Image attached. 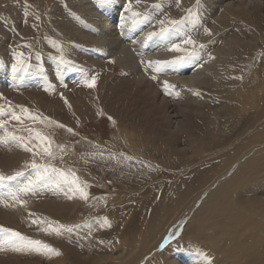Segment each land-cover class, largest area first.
<instances>
[{"label":"rangeland","instance_id":"obj_1","mask_svg":"<svg viewBox=\"0 0 264 264\" xmlns=\"http://www.w3.org/2000/svg\"><path fill=\"white\" fill-rule=\"evenodd\" d=\"M115 1L0 0V95L4 97L3 100L0 99L2 100L0 105L7 107V101H10L13 106L27 107L34 113L38 112L65 125L64 128H59L47 122L45 125H33L31 121L26 120L21 125L16 121H10L7 126L8 131L27 138L29 133L26 129L34 127L37 131L48 135L54 141V145L61 147L56 148L54 160L41 162L51 163L63 170H71L76 173L80 182L89 185L85 189L89 197L87 200L81 198L78 193L73 195L64 186H62L63 190H59L54 185L42 189V191L45 189L43 192L47 194L41 191L38 196L36 193L24 196V199L30 198L32 205L35 204L34 207L40 211L37 209L32 211L27 206L28 210L24 212L25 215L21 220L16 221L17 225L14 222L0 221V226L18 231L32 240L40 239L39 241L56 248L60 255L37 251L35 247L26 245L4 244L0 246V264L14 261L11 260L13 257H19L17 259L21 264L109 263L110 255L107 257L105 253L107 251L116 253L119 250L113 247L116 238L124 232L122 227L129 224L128 227L131 228V225H134V228L130 229L134 230L140 222L134 219L136 223L126 220L120 221L121 223L111 221L110 224L109 221L108 224H104L102 217H106L109 210L118 207L120 201H123L122 209H125L139 196L136 194L132 198L136 188L142 195L146 194L148 189L162 187L163 190H167L169 186L172 187L179 182L186 187L188 185L186 183L194 180L191 176L202 169L198 164L205 162L213 153L204 152L197 159L190 144L198 139V135L208 134L209 128L205 126V121L212 116L215 118V112L227 109V106L241 104L236 93L232 92L236 88L235 76L238 73L234 69L239 68L238 71L245 76L241 79L243 90L240 85L239 91L245 99L248 98V94L260 93L258 91L264 84V0H199V4L197 0H179V2L141 0L139 5L133 2V8L149 14L151 21L147 24L135 25L131 20L126 23L122 21L120 24V16L127 0ZM17 3L16 12L20 20H26L27 13L36 16L33 32L23 33L19 21L10 24L7 20L6 15L14 16L13 6ZM155 4L162 5V8H153L152 5ZM189 9L199 14L198 23L193 25L191 22H186L183 31L175 37V42L179 43L185 34L190 35L196 41L198 57L180 65L169 66L171 69L165 68L167 70L164 69V73L159 71L155 80L152 75V72L156 71L155 68H151L153 69L151 71L146 66L149 60L160 58V61H171L185 53L169 51L165 46L167 42L159 38L150 41H146L145 38L149 32L159 30V20L167 17L179 21L188 17ZM95 22H98L96 28ZM69 23L73 24V28L69 29L67 26ZM106 27L110 32L116 31L113 40L120 41L119 46L128 43L126 46L129 47V52L131 51L130 55L132 53V58L137 60H133L132 69L122 66L119 60L107 55V52H101L99 43L96 42L98 40L92 38V34L99 36L98 33ZM5 37L8 38L7 41ZM131 43L133 46H129ZM199 45L204 47L199 48ZM240 45L246 46L247 49L243 50V46ZM184 47L191 51V46ZM21 49L24 51L20 59L26 71H18L23 76L21 81L15 82L14 72L8 76V72L3 69L7 63L10 68L17 63L16 53ZM134 50L138 52L134 54ZM158 51L161 56L150 58L151 54L159 55ZM230 62L232 64L229 68ZM178 66L180 69L172 71V68ZM199 67L203 68L201 78L196 71ZM137 69L140 74L135 75ZM166 71L178 77L199 78L191 84H186L173 77L170 78ZM25 76L32 78L37 76L39 79L27 82ZM92 76L96 77L95 87L89 88L84 80ZM225 77L226 80L229 78L228 81ZM155 94L158 96H154ZM215 98L219 100L216 101ZM254 101L257 103L256 99ZM78 111H84V118L79 119L74 114ZM226 117L224 122L218 118L211 126L217 129L223 128L226 133L231 134V138H236L237 129L228 124L230 119L228 115ZM69 127L73 132L67 131ZM2 135L4 133L0 131V136ZM132 137L137 140L141 138L143 141L131 142ZM6 150L10 154L16 152L18 154L12 165L0 167V173L11 176L17 171H24L25 177H20L18 180H26L28 172L31 171L28 165L33 159L32 154L23 151L15 143H5L0 140V152L4 153ZM12 182L17 183V181ZM6 190L0 188L1 192ZM56 192L59 196L54 195ZM69 196L72 198L69 199ZM151 196L154 197L152 194L146 196L148 202H143L141 208L138 206L142 202L134 203L137 206L135 208L138 211L140 209L139 219H143L144 214L156 205L154 204L156 201ZM53 203L71 205L73 208L69 215L63 217L58 210H52ZM115 215L118 216L115 213L113 218L119 220L120 216ZM35 219L53 222V226L58 223L65 229L71 227L73 231L62 230L59 233L50 231L47 223H33ZM104 225H110L113 234L107 248L99 246V239L93 238L94 235L101 234L106 227ZM66 232L69 235H66ZM164 249L163 247L158 251L162 252ZM175 251L179 250H173L171 255ZM134 254L135 252H132L130 255ZM161 260L163 261V257Z\"/></svg>","mask_w":264,"mask_h":264},{"label":"bare ground","instance_id":"obj_2","mask_svg":"<svg viewBox=\"0 0 264 264\" xmlns=\"http://www.w3.org/2000/svg\"><path fill=\"white\" fill-rule=\"evenodd\" d=\"M123 2L125 1L123 0ZM17 6L18 3L13 6V11L15 13L14 16L9 14L6 15L7 20L10 22V24H15L19 21V25L23 33L33 32L35 30L36 16L27 13L26 20H20V17H18L19 14L18 12H16ZM135 7L137 8V6ZM104 10L106 11L108 9ZM120 22V24H122V21ZM123 23L126 22L123 21ZM96 25H98V22H95V28ZM67 26L69 27V29L73 28L72 23H69V25ZM91 27L93 26L91 25ZM76 30L81 31L79 29ZM98 34L99 36L92 34V38L98 40L96 42L99 43L101 52H107V55L114 56L116 60H119L118 62L122 66H124L125 68L132 69L134 66L133 60L135 58H132V53L130 55L131 51L129 52V47L126 46L128 43L126 45L123 44V46H119L120 41L113 40V37L115 36V34H117L116 31L110 32L107 27L104 30H101ZM5 38V40L7 41L8 38ZM132 42H134V40ZM129 46H133L132 43ZM240 46H243V50L244 48L247 49L244 45ZM23 51L24 49L18 50L17 53L15 52L17 54L16 60L20 58L21 54H23ZM137 52H135L134 50V54ZM158 54L159 55L151 54L150 58L154 59L158 56H161V53H159V51ZM146 57H148V55ZM159 59L160 58H158V60ZM155 60L157 59H154V61ZM231 64V62L228 63L229 68L231 67ZM200 67L196 71L199 73L198 76H200L201 78L203 68ZM147 68L149 67L147 66ZM169 68L171 69V67ZM178 69H180L179 66L177 68H172V71ZM3 70L6 71V73L8 72V76L10 75V73L13 72L12 67L10 68L9 63H7ZM138 70L139 69L136 70L135 75L139 73ZM152 70L153 69H151V71ZM238 70L239 68H237L236 70L234 69L235 72H238L235 76L237 77V83L234 84L236 88L234 90H231L233 93H236V97L241 100V102L239 101L241 104H239V106H227V109H224L223 107L224 110L215 112V118L212 116L211 119H209V117V120L205 121V126L207 125V128H209L208 134L206 136L198 135V139L195 140V142L193 141L192 145L190 144L191 148H193L195 156H197V159L200 158L204 154V152H207V154L213 153V155L209 156L205 162H201L198 164V167L202 168L201 170L199 169V171L193 176L189 175L194 178V180L189 183L185 182L186 184H188L186 185V187H183V184H180L181 182H179V184L177 183L178 185L172 183V187H166V189L168 188L167 190H163L162 187H156L157 189H148L146 191V194L142 195H140V190L136 188V190L133 192L134 195L132 198H134L136 194H139V196H137L131 203H129L126 208L124 207L125 209H122L123 201H120L118 202V207L109 210L108 215L104 218L102 217L103 220H105L106 218L108 222L110 221V224L111 221L121 223L125 222L126 220H129L130 222L133 221L134 223H136V220L134 219H138L137 221L140 222L138 227L134 230H130L134 226L131 225L132 223H130L131 228L128 227L129 224H126V227H122L124 232L121 236L116 238L117 240L114 242L113 247V249L119 250L116 253H111L110 251H107L105 253L107 257L108 255H110V257H108V261L110 260V262H106V264H200L201 261V264H206L205 257H207V259L211 261V264H264V84L261 85L262 87L260 91H258V88L257 91L260 93H256L257 95H249L248 92H246L248 94V98L245 99L243 97V94L239 92L241 79L244 75H242ZM153 72L152 75L154 77L159 74V72ZM166 73L170 78L173 77V79H177L178 81L184 82L186 84H191L196 78H199L197 76L178 77L171 75V72L166 71ZM14 74L16 75L15 82L21 81L23 75L20 72H14ZM35 77L36 78L25 76V79L27 82H29V80L39 79V77ZM141 78L143 77L141 76ZM228 79L229 78H227L226 80L225 77L226 81H228ZM155 80L157 79L155 78ZM163 80L164 78L161 81L163 82ZM232 85H230V87ZM96 88L98 89V87ZM241 89L243 90L242 85ZM156 95L157 94H155L154 96ZM255 99L257 100V103L254 101ZM218 100L219 99H217L216 101ZM83 112L78 111L74 112V114L78 116L79 119H81L80 117L84 118L85 116L83 115ZM227 115L230 119V122L228 124L230 126L236 127L237 129L236 133L238 135L236 138H231L230 133H226L223 128H219V123L217 125L219 129H217L216 127L213 128L211 126L212 124H214V122H216V120H218V118H221V120L224 122V117H226ZM133 139L134 138L132 137L131 142L143 141V139L141 140V138L139 139L140 141L137 140V138L134 140ZM166 143H168V141ZM153 146L156 147L155 145ZM216 152L221 153L219 154ZM17 154V152L15 154H10L7 150L4 153L0 152V167L12 165L17 157ZM204 156L206 157V155ZM197 159H195V161ZM195 166L196 165H194V167ZM195 170L197 169L195 168ZM192 184L194 185L191 187ZM11 185L16 186L17 183L11 182ZM46 190L49 191L51 189ZM54 190L56 191V189ZM1 191L0 193H3ZM41 191L42 189L36 192L37 196L38 193H40ZM43 191H45V189ZM43 194L47 193L43 192ZM57 194L58 193L56 192V194L54 195ZM149 194H152L154 196L151 197L154 201H156L154 203L156 205L154 206V208L150 209L149 212L144 214L143 219H139L140 209L138 211V209L135 208L137 206H135L134 203L142 202L141 205L138 206L139 208H141L143 202H148L146 196ZM159 194H161V196ZM57 196H59V194ZM22 199H24V196L22 197ZM29 199L30 198H25V201L28 200L27 203L25 205H20L14 204L12 201L6 200L3 195H0V221H9L11 223L14 222L17 225L16 221L21 220L22 217L25 215L24 212L28 210L27 206H29L32 211L37 209L34 207L35 204L32 205V200L30 201ZM111 202L114 203L113 201ZM51 205L52 210H58L59 214L63 217L69 215L73 208L71 205H62L57 203H53ZM127 209L128 211H126ZM37 211L40 210L37 209ZM34 213H36V211ZM115 213L120 216L119 220L113 218V215ZM137 213H139V215ZM105 226L106 225H104V227ZM66 235L69 234L66 232ZM93 238L95 240L99 239V246L107 248L108 244L110 243L109 239L113 238L112 228L106 226L102 230L101 234L94 235ZM163 247L165 249L162 252H159L158 249L160 250ZM156 250L158 252H156ZM173 250L179 251H175V253L171 255ZM132 252H135V254L130 255ZM201 253H203L204 255H201ZM162 257L163 261L161 260ZM17 258L19 257H13L11 260L14 261H8L4 263L21 264V261H19Z\"/></svg>","mask_w":264,"mask_h":264},{"label":"snow or ice","instance_id":"obj_3","mask_svg":"<svg viewBox=\"0 0 264 264\" xmlns=\"http://www.w3.org/2000/svg\"><path fill=\"white\" fill-rule=\"evenodd\" d=\"M134 2L135 4L139 5L141 3V0H134ZM177 2H179V0H177ZM197 3L199 4V0H197ZM152 7L155 9H161L162 5L155 4L152 5ZM123 13H126L127 15H124ZM123 13L120 16L121 21L126 22L128 20H131L133 25L147 24L151 21V16L149 14H144L134 10L133 0H127V3L123 8ZM198 18L199 14L193 13L192 10L189 9L188 17L182 18L179 21L167 17L165 19L159 20V30L155 32H149L145 40L150 41L153 38H159L161 41L167 42L165 46L169 51L182 52L185 54L178 56L171 61H148L147 66L149 68H155V70L159 72L163 71L169 66L180 65L192 58H197L198 50L196 41L193 40L190 35L185 34L184 38L181 39L179 43L175 42V37H177L180 32L183 31V25L186 22H191L193 25H195L196 23H198ZM205 31H207V29H205ZM184 46H191V51H188V49ZM203 47L204 45H199V48ZM12 71H26V68L23 65V61L20 58H18L17 63L12 65ZM153 79H155V77H153ZM95 81V76H92L90 79L86 77L84 83L87 87L93 88L95 87ZM165 84L167 85V82H165ZM49 87L52 86L49 85ZM0 99H4V97L0 95ZM0 117H2L0 118V131L4 133V135L0 136V140L4 141L5 143H15L23 151L29 152L33 156V159L28 165L31 171L28 172L26 180H18V178L20 177H25L24 171H17L14 175L11 176H5L0 173V188L7 189L6 192L0 193V195H3L6 200H10L14 204L25 205L27 201L22 199L23 196L36 193L44 187L54 185L56 188L61 190H63L62 186H64L73 195L78 193L80 197L85 200L89 198L88 193L85 190L87 187H89V185L86 182H80L79 177L76 176L75 172L71 170H63L61 168L53 166L48 162H41L45 160H54L56 158L55 150L56 148L61 147L60 145H54V141L48 135L37 131L34 127L26 129V131L29 133L27 138L14 135L12 132L8 131L7 127L10 121H16L17 123L23 125L26 120L31 121L33 125H45L46 122L47 124H52L59 128H64L65 125L53 121L49 117L43 116L38 112L34 113L27 107L13 106L10 101H7V107H5L4 105H0ZM67 131L70 133L73 132L71 128H68ZM12 181H17V185L12 186ZM71 198L72 196H69V199ZM30 215L33 214L30 213ZM32 222L47 223L48 230L55 231L57 233L61 232L62 230H66L68 232L73 231L71 227L65 229L63 225H60L58 223L53 226V222H46L40 219H35ZM104 224H108L106 218L104 220ZM4 244L12 246L26 245L35 247L37 251H43L48 254H55L57 256L60 255V252L56 248L51 247L50 245L43 243L42 241L32 240L26 236H23L18 231L0 226V245ZM201 255L204 254L201 253ZM205 261L206 264H211V261L208 260L207 257H205Z\"/></svg>","mask_w":264,"mask_h":264}]
</instances>
